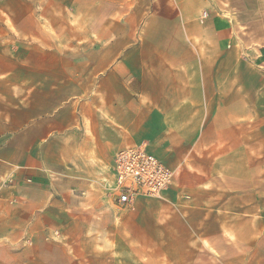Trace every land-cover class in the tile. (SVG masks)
<instances>
[{
  "label": "crops",
  "instance_id": "1",
  "mask_svg": "<svg viewBox=\"0 0 264 264\" xmlns=\"http://www.w3.org/2000/svg\"><path fill=\"white\" fill-rule=\"evenodd\" d=\"M73 14L57 40L44 26L10 54L0 40V264H33L15 246L140 144L175 177L125 232L168 241L172 264H264V0H73Z\"/></svg>",
  "mask_w": 264,
  "mask_h": 264
},
{
  "label": "rangeland",
  "instance_id": "2",
  "mask_svg": "<svg viewBox=\"0 0 264 264\" xmlns=\"http://www.w3.org/2000/svg\"><path fill=\"white\" fill-rule=\"evenodd\" d=\"M74 24L73 0H0V40L10 47L4 48L8 54L13 46L10 42L26 41L28 35L32 36L43 26L57 40L52 25H61L67 31L65 27ZM114 179L112 169L107 176L96 180V185L92 183L87 192L73 198L77 208L63 213L60 223L51 231L44 229L37 240L20 242L15 247H33L35 257H28L33 264H172V259L177 261L168 255L169 247L165 248L168 241L140 242L123 230V220L134 213L136 205L124 214H116ZM141 199L164 200L141 197L138 201ZM147 236L153 234L148 231Z\"/></svg>",
  "mask_w": 264,
  "mask_h": 264
},
{
  "label": "built area",
  "instance_id": "3",
  "mask_svg": "<svg viewBox=\"0 0 264 264\" xmlns=\"http://www.w3.org/2000/svg\"><path fill=\"white\" fill-rule=\"evenodd\" d=\"M113 170V204L119 212L128 211L140 197H161L175 177V172L153 155L146 144L119 151Z\"/></svg>",
  "mask_w": 264,
  "mask_h": 264
}]
</instances>
